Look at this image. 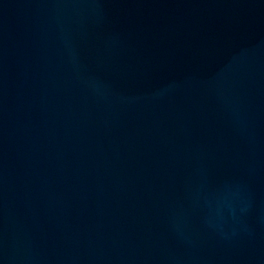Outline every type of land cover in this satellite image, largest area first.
<instances>
[{"label":"water","instance_id":"95a60500","mask_svg":"<svg viewBox=\"0 0 264 264\" xmlns=\"http://www.w3.org/2000/svg\"><path fill=\"white\" fill-rule=\"evenodd\" d=\"M0 264H264V0H0Z\"/></svg>","mask_w":264,"mask_h":264}]
</instances>
